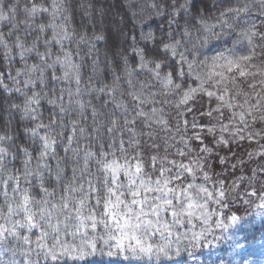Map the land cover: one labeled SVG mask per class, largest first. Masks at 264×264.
Returning <instances> with one entry per match:
<instances>
[{
	"label": "snow or ice",
	"instance_id": "1",
	"mask_svg": "<svg viewBox=\"0 0 264 264\" xmlns=\"http://www.w3.org/2000/svg\"><path fill=\"white\" fill-rule=\"evenodd\" d=\"M236 206L264 215V0H0V264H187Z\"/></svg>",
	"mask_w": 264,
	"mask_h": 264
},
{
	"label": "trees",
	"instance_id": "2",
	"mask_svg": "<svg viewBox=\"0 0 264 264\" xmlns=\"http://www.w3.org/2000/svg\"><path fill=\"white\" fill-rule=\"evenodd\" d=\"M114 2L115 0H109V3ZM220 170L222 169L217 166V171ZM233 211L242 218L241 221L231 225L226 232L214 228L208 238L212 243L208 247L194 250V255L188 257L191 260H187V264H229L230 261L232 264H254L255 260H259L260 254H264V215L247 206H236ZM225 223H228L226 219ZM237 244L240 245L239 249L236 248ZM238 251L239 255H237Z\"/></svg>",
	"mask_w": 264,
	"mask_h": 264
},
{
	"label": "rangeland",
	"instance_id": "3",
	"mask_svg": "<svg viewBox=\"0 0 264 264\" xmlns=\"http://www.w3.org/2000/svg\"><path fill=\"white\" fill-rule=\"evenodd\" d=\"M261 257H259V260H255L254 264H264V254H260ZM188 260L190 261L191 259L188 258Z\"/></svg>",
	"mask_w": 264,
	"mask_h": 264
}]
</instances>
